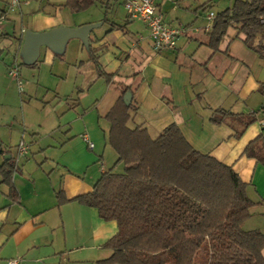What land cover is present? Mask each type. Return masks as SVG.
<instances>
[{
	"label": "crops",
	"instance_id": "obj_1",
	"mask_svg": "<svg viewBox=\"0 0 264 264\" xmlns=\"http://www.w3.org/2000/svg\"><path fill=\"white\" fill-rule=\"evenodd\" d=\"M50 2L17 0L16 7L21 14L25 13L22 18L27 19L28 27H22L19 34H10L7 27L1 24V34L7 36L0 40H15L16 54H20L26 31L45 32L65 25L71 10L63 6L64 0ZM164 2L157 0V8L167 24L189 25L182 18L185 11H191L192 7L186 6L183 12L175 7L177 14L170 15L164 12ZM126 14L129 28H133L138 18L129 17L128 12ZM92 22H76L75 26ZM112 22L120 25L117 21ZM142 23L144 29L134 35L126 34L121 27L112 29L110 23L102 37L97 36L94 30L90 33V47L96 51L103 71L112 74L110 82L98 75L95 62L90 60V50L80 39L77 42L88 50L89 55L77 66L82 78L81 83L77 84L81 99L73 109L76 111L85 101L89 102L86 105L97 110L99 129L97 123L88 119L91 112L83 115L85 128L77 135L73 131L75 118L64 121L62 116L66 113L63 112L54 122L46 123L49 129L45 137L50 142L47 148L40 145L41 150L32 151V159L28 151L18 153L19 144L24 141L27 132L35 127L25 117V112L21 117L22 124L15 121L0 123V147L11 151L12 157L16 158L17 171L13 181L20 196L17 202L11 200L10 189L1 183L0 177L1 264H7L10 259H19V264H33L34 260L58 264L61 258L66 257L76 264H95L110 255L103 245L118 232L117 222L103 220L97 209L77 201L61 204L57 193L62 190L68 199L88 193L103 172L108 170L106 147L102 146L103 136L107 146L110 130L105 116L125 88H130L128 92L132 93L130 104L137 107L129 121L131 128L145 127L156 138L166 127L175 123L195 149L214 156L238 172L248 184L250 197L254 201H261L243 227L264 233V165L244 155L250 142L260 135L264 137V93L259 91L264 83V60L244 45L235 29H230L219 51H214L206 44L205 29L209 21L201 29L195 28L199 32L181 36L174 51L157 50L146 24ZM129 28L127 30L131 32ZM100 81H105L101 84L104 91H93L92 85ZM219 108L234 113L255 112L258 120L241 137H236L240 124L229 121L216 125L212 122L213 112ZM37 126L44 128L40 123ZM79 135L85 142L86 135L94 143V148H90L87 142L90 151L88 158H83L84 171L81 165L73 167L68 161L63 163L64 157H60L73 138ZM96 142L100 143L99 146ZM50 149L51 153L48 152ZM4 160L5 155L0 154V165ZM99 255L104 257L98 258ZM25 258L31 259L27 262Z\"/></svg>",
	"mask_w": 264,
	"mask_h": 264
},
{
	"label": "trees",
	"instance_id": "obj_2",
	"mask_svg": "<svg viewBox=\"0 0 264 264\" xmlns=\"http://www.w3.org/2000/svg\"><path fill=\"white\" fill-rule=\"evenodd\" d=\"M98 1L107 13L108 0H64L63 6L75 13ZM103 23H110L112 29L122 27L107 17ZM230 29L264 60V0H236L232 7L216 14L206 44L219 51ZM6 36L0 34V38ZM89 50L98 75L110 82L112 74L103 71L96 51ZM129 89L122 91L105 116L110 123L107 144L124 170L104 171L92 191L73 199L62 190L57 193L61 204L77 201L97 209L103 220L117 222L118 232L103 245L110 255L98 263L196 264L204 251L199 264H264V233L243 227L261 203L250 197L248 184L232 166L195 149L175 123L156 138L145 127L131 128L129 121L137 107L124 101ZM259 91L264 93V83ZM211 120L216 125L229 121L240 124L236 137H241L258 118L255 112L219 108ZM0 154L6 156L11 151L0 147ZM244 155L264 165L263 135L247 145ZM16 171L14 157L0 165L1 183L9 187L14 202L20 198L13 181Z\"/></svg>",
	"mask_w": 264,
	"mask_h": 264
},
{
	"label": "rangeland",
	"instance_id": "obj_3",
	"mask_svg": "<svg viewBox=\"0 0 264 264\" xmlns=\"http://www.w3.org/2000/svg\"><path fill=\"white\" fill-rule=\"evenodd\" d=\"M49 1L52 3H59L61 0ZM124 1L125 0H108L110 5L107 13H105V9L101 6L100 1L84 11L72 12L73 14L69 11L70 15L66 18L65 25L61 26L77 28V26H75L76 22L93 21L89 24H98V27L94 29V33L102 37L109 28V23L101 24L103 19L107 17L109 20L117 21L122 26L121 28L124 29L123 32L128 35H134L137 31L144 29V25L141 19L138 18L135 20V26L129 28L130 24ZM235 1L236 0H165L164 12L170 15H176L177 12L174 10L175 7H177L180 12H183L186 6H190L192 10L185 11L186 13L183 14L182 18V20L187 21L189 25L185 26L184 23L178 25H184L181 27L189 28V30L195 28L201 29V27L207 24V16L210 12L218 14L232 7ZM13 5V0H0V14L4 10L8 16L2 24L7 27V31L10 34H19L22 27H28V22L26 18H22V15L25 13L21 14V10L16 7V4L14 7ZM204 7L206 8L204 9ZM12 8H14V10H12ZM126 27H128L131 32H129ZM78 40L79 39L70 40L62 55H56L52 50L43 47L40 58L36 66L33 67L22 64L21 53L16 54L17 45L15 40L7 38L0 40V123L3 121H15L20 123L23 112H25V117L31 124L35 125L33 129L27 132L24 138L25 144L29 146V157L32 159L34 158L32 151L37 152L41 150L40 145L41 147L45 146L47 148L50 142V140L45 137L48 131L47 129H49L46 123L54 122L63 112L66 113L62 116L64 117V121L75 118L73 131L77 133V135L79 131L85 128V122L82 119L83 115H88L93 112L88 119L90 118L94 124L98 122L97 110L86 105L89 102L87 103V101H85V106H78L79 109L76 111L73 109L81 99L77 84L81 83L82 78L80 77L77 66H79L82 60H86L89 55L87 49H83L82 46L78 45ZM14 62L18 65L20 81L9 74L8 65ZM104 83L105 81L94 83L92 85L93 91L100 89L104 91V87H101V84ZM69 113L70 115L68 116L67 114ZM73 115H75V117ZM39 123L43 124L45 129L37 126ZM104 124L105 122L102 123V125ZM97 127L99 129V123H97ZM44 137L45 139H43ZM102 142V146L106 147L105 162L108 170L114 169L115 172L121 173L124 170V164L117 163L118 156L110 145L107 144V146H105L104 136L102 137ZM99 144L98 142L97 145L99 146ZM52 150L50 149L48 152L51 153ZM89 151L87 142L79 135L73 138L67 150L61 153L60 157H64L62 159L64 161L63 163L68 161L73 167H80L81 165V170L84 171L83 169H85L86 166H83L82 169L83 158H88L87 153ZM203 254L204 251H201L197 256L196 264H199L200 257L203 256ZM97 257L103 258L104 256L99 255ZM30 259L31 258H25V261L28 262ZM33 262H35L33 264H47L45 260L42 262L34 260ZM58 264L76 263L74 261H68V257H66L65 259L61 258Z\"/></svg>",
	"mask_w": 264,
	"mask_h": 264
},
{
	"label": "built area",
	"instance_id": "obj_4",
	"mask_svg": "<svg viewBox=\"0 0 264 264\" xmlns=\"http://www.w3.org/2000/svg\"><path fill=\"white\" fill-rule=\"evenodd\" d=\"M17 0L14 1V4ZM125 9L132 18L141 19L147 26L150 34V38L153 41L154 47L159 49H167L174 51L177 48V41L181 36L187 35L190 32H199L198 29L189 30V28L181 26H172L165 22L163 16L159 13L157 8V0H125ZM214 12H210L207 16L209 24L205 31L210 30L212 26V20L215 17ZM7 19L6 11H2L0 14V34L1 24ZM1 58V53H0ZM9 74L19 81V69L18 65L14 62L8 66ZM84 139L88 142L90 148H94V143L84 136ZM28 151V146L22 141L18 146V153L25 154ZM19 259H10L7 264H19Z\"/></svg>",
	"mask_w": 264,
	"mask_h": 264
},
{
	"label": "water",
	"instance_id": "obj_5",
	"mask_svg": "<svg viewBox=\"0 0 264 264\" xmlns=\"http://www.w3.org/2000/svg\"><path fill=\"white\" fill-rule=\"evenodd\" d=\"M98 27V24H86L77 28L59 26L45 32H34L28 30L24 34V42L21 57L25 64H36L40 58L41 50L46 47L56 54H63L67 44L72 39H80L85 47H90V33ZM132 100V93L127 92L124 101L127 105ZM12 158V153L7 154L5 159Z\"/></svg>",
	"mask_w": 264,
	"mask_h": 264
}]
</instances>
